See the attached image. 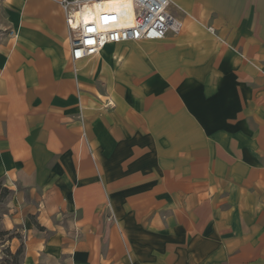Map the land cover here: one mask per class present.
I'll list each match as a JSON object with an SVG mask.
<instances>
[{
	"label": "crops",
	"instance_id": "1",
	"mask_svg": "<svg viewBox=\"0 0 264 264\" xmlns=\"http://www.w3.org/2000/svg\"><path fill=\"white\" fill-rule=\"evenodd\" d=\"M169 1L177 34L75 63L59 0L6 2L0 246L19 264H264V0Z\"/></svg>",
	"mask_w": 264,
	"mask_h": 264
},
{
	"label": "built area",
	"instance_id": "2",
	"mask_svg": "<svg viewBox=\"0 0 264 264\" xmlns=\"http://www.w3.org/2000/svg\"><path fill=\"white\" fill-rule=\"evenodd\" d=\"M59 4L70 31L72 63L97 56L109 44L159 41L182 28L168 11L169 0H59ZM72 6L79 9L74 23L69 17Z\"/></svg>",
	"mask_w": 264,
	"mask_h": 264
},
{
	"label": "rangeland",
	"instance_id": "3",
	"mask_svg": "<svg viewBox=\"0 0 264 264\" xmlns=\"http://www.w3.org/2000/svg\"><path fill=\"white\" fill-rule=\"evenodd\" d=\"M8 0H0V45L4 43L7 39V35L10 36L9 29L7 28V22H8V9L6 7V2ZM7 199V194H4L2 192V189L0 188V213L5 210V203ZM0 232L3 233L2 226L0 223ZM16 233V232H15ZM15 233H8L7 235H1L0 241L3 243L6 239H8L10 236L16 235ZM18 234V233H17ZM4 249L0 246V259H5L6 257L3 255L2 251Z\"/></svg>",
	"mask_w": 264,
	"mask_h": 264
},
{
	"label": "trees",
	"instance_id": "4",
	"mask_svg": "<svg viewBox=\"0 0 264 264\" xmlns=\"http://www.w3.org/2000/svg\"><path fill=\"white\" fill-rule=\"evenodd\" d=\"M2 192L4 194L8 193V191L5 189L4 190L2 189ZM3 234L7 235L8 233L7 232H3V233L0 232V236ZM22 252H23L22 246L19 247L14 254H12L9 249H4L2 251V253L6 258L2 259L1 261L3 264H19V260H20V257L22 256Z\"/></svg>",
	"mask_w": 264,
	"mask_h": 264
},
{
	"label": "bare ground",
	"instance_id": "5",
	"mask_svg": "<svg viewBox=\"0 0 264 264\" xmlns=\"http://www.w3.org/2000/svg\"><path fill=\"white\" fill-rule=\"evenodd\" d=\"M79 9H78V7L77 6H72L70 9H69V17H70V20L71 21H75L76 20V17H77V11H78ZM86 10H83L82 11V14H83V18H84V20H87L88 18H87V16H86ZM74 21H73V23H74ZM73 28H76V26L75 25H73Z\"/></svg>",
	"mask_w": 264,
	"mask_h": 264
},
{
	"label": "snow or ice",
	"instance_id": "6",
	"mask_svg": "<svg viewBox=\"0 0 264 264\" xmlns=\"http://www.w3.org/2000/svg\"><path fill=\"white\" fill-rule=\"evenodd\" d=\"M91 42V41H90Z\"/></svg>",
	"mask_w": 264,
	"mask_h": 264
}]
</instances>
